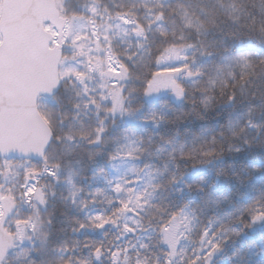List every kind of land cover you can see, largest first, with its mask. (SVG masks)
Returning <instances> with one entry per match:
<instances>
[{
	"label": "snow or ice",
	"instance_id": "6c2138e0",
	"mask_svg": "<svg viewBox=\"0 0 264 264\" xmlns=\"http://www.w3.org/2000/svg\"><path fill=\"white\" fill-rule=\"evenodd\" d=\"M113 2L114 7L109 9L101 6V0H91L87 8L91 15L65 14L59 23L51 20L42 22L46 18L41 16L36 24L42 35H35L27 50L16 31L0 33V95L4 97L3 106L12 116H23L26 110L34 111L44 124V132L37 144L17 146L26 156L38 155L41 164L26 168L24 181L19 186L0 184V264H13L14 260L20 264H35L31 257L35 247L20 248V251L9 255L10 249L20 247L25 240L31 242L35 238L40 249L47 250L49 226L53 221L51 213L41 212V206L47 208L49 198L56 195L52 181H59L64 167L62 158L51 154V146L75 141L74 148L88 146L85 150L91 158L102 154V147L97 148L96 145L106 144L110 130L106 121L109 119L115 126L117 116L121 119L140 116L142 122L156 127L180 119L179 115L168 116L164 102L159 109L140 115L144 105L134 101L162 93L172 95L178 101L190 102L193 106L199 103L205 110L216 103L236 106L247 99V120L239 131H236L239 120L235 123L229 121L226 127L230 135L220 131L208 136L209 130L202 129L193 137L191 146L183 142L177 144L173 139L161 136L162 144L155 151L152 150L154 141L151 137L144 139L134 129L122 130L116 139H122L124 143L107 154L108 164L120 172L121 163L143 158V167L130 163L123 174L112 178L101 169L94 175L103 176L108 188L94 189L89 193L90 199L80 198L82 189L72 183L71 173L68 178L73 205L81 210L97 202L107 205L100 213L86 215L84 220H74L77 227L73 231L86 228L104 230L108 226L104 231L106 239L85 241L82 245L76 241L72 248L62 244L58 249L61 255L49 260L48 264H212L214 255L233 236H239L245 229L264 225V190L223 217L215 214L205 216L210 206H219L227 197L213 198L207 190L205 176L191 181L186 179L190 169L211 165L221 160L225 153H239L242 148L235 141L250 144L248 135L251 130L255 129L257 134L264 132V121L258 123L254 119L257 111L264 113V88L251 91L245 87L255 84L256 80L264 83V54L233 52L207 40L223 17L234 22L233 35L240 36L242 27L247 28L264 44V6L257 16L240 9L235 2L225 5L222 0H217L218 7L194 6L192 0H186V3L177 0L175 4L166 0H134L129 4ZM140 9H143L142 13ZM237 11L244 17L243 26L239 23L240 16L234 15ZM173 15L178 17V21L172 19ZM97 16L100 17L99 22L95 19ZM109 20L118 30L112 35H109V30L113 24H109ZM73 21H82L76 32L72 31ZM120 34L126 48L117 51L119 46L113 40ZM66 46L74 49L71 59L77 64L82 63L83 71L63 66L69 59L63 54ZM40 56L51 57L49 82L33 89L25 97L17 85L24 78L30 60ZM199 56L212 59L207 65L200 64ZM80 57L84 59L81 61ZM72 78L83 85L76 91L79 100L73 103V107L80 111L94 110L98 118V126L94 128L81 125L78 131L65 132L66 116L53 122L51 111H35L33 100L36 92L44 91L55 96ZM85 80H95L96 85L90 88ZM249 92L251 94L246 96ZM101 112L103 116H100ZM7 151L8 148L3 149L4 153ZM151 156L164 157L162 169L147 162ZM12 167L10 161H5L0 174L7 177ZM225 174L223 168L215 173L217 178ZM40 176H46L49 183H41ZM33 180L35 183L30 182ZM194 192L202 194L201 203L190 195ZM64 199L67 200L66 197ZM20 204L28 205L32 212L21 214ZM14 208L17 209L16 215L9 219ZM84 248L88 249L87 255L69 254L77 250L82 253Z\"/></svg>",
	"mask_w": 264,
	"mask_h": 264
},
{
	"label": "trees",
	"instance_id": "16d2710c",
	"mask_svg": "<svg viewBox=\"0 0 264 264\" xmlns=\"http://www.w3.org/2000/svg\"><path fill=\"white\" fill-rule=\"evenodd\" d=\"M58 7L62 12L63 16L71 15L73 13H81L84 15H91L87 11V8L91 5V0H56ZM134 2V0H115V4L124 3L129 4ZM135 2H140V0H135ZM167 3L175 4L177 0H166ZM181 3H186V0H179ZM222 2L227 5L229 3L235 2L237 5L239 0H222ZM193 5H199L203 7L219 6L217 0H192ZM101 6H107L109 9L114 7L113 0H101ZM264 6V0H252V9L258 16L261 7ZM143 12V9H140ZM234 15L240 16V25L243 26L244 17L237 11ZM97 22L100 21V17H95ZM173 20L178 21V17L173 15ZM109 24H113V27L109 30V35L117 32L113 21H108ZM219 27L213 32L209 33L207 40L217 47L229 48L233 52H249L253 54H264V44H261L259 40L253 37L247 28L242 27V33L240 36L233 35V24L231 20L221 18L218 21ZM113 43L119 47L116 49L126 48L124 43V38L122 34L116 35ZM103 55V53H101ZM65 56L69 57L65 61L69 63L73 53L65 50ZM81 61L83 57L78 58ZM212 58L199 56L198 62L200 64H209ZM75 61V60H72ZM175 63V62H174ZM74 65L83 71V64H77L75 61ZM95 75V73H93ZM181 79V77H177ZM190 83V81H186ZM88 86L94 87L96 81L85 80ZM75 85V87H74ZM83 85L77 84L74 78L62 86L61 92L54 99H43L40 102V112L51 111L53 122L57 121L61 117L66 116L67 119L63 125V130L65 132L72 130L78 131L81 129V125L85 128H94L98 126V118L94 110L80 111L73 107V103L79 100L76 95V91L82 88ZM251 89V91H256L258 88H264V83L260 80H256L253 85H245ZM251 93H246L248 96ZM199 96V93H197ZM87 97H85L86 99ZM171 100H177L174 96L167 93H162L159 96H153L148 99H143L134 101V103H143L144 113L149 112L153 109H159L162 102L166 103L167 107L164 111L173 110V106L170 103ZM256 104L259 101H255ZM247 109L248 100L244 99L243 103L233 106L231 104L216 103L210 109L205 110L202 105H200L198 111L200 113L199 117L193 116L186 123H191L193 127L202 125L198 127L195 135L199 134L202 129H208V136L217 134L220 131H225L227 133V125L229 121L235 123L239 120V125L236 126V131H239V127L242 126L247 120ZM104 113L101 112L100 116ZM118 123L112 126L111 119L106 121V124L110 126V130L106 135V144L103 146L96 145L97 148L102 147L101 155H93L89 157L88 152L85 150L88 146L82 145L81 147L74 148L75 141L68 142L67 144L57 143L51 147V154L53 156H59L62 158L63 170L60 173L59 181H52L54 184L53 191L56 193L54 197H50V202L47 208L41 206V212L51 213L50 218L53 223L49 226L50 235L47 247L51 244L52 256L50 260H54L61 253L58 251L60 245L66 244L69 248L74 247V242L79 241L81 245L85 241H103L106 239L104 236V231L108 230V226L104 230H94L91 228L82 229L79 232L73 231L74 220H84L86 215H95L100 213L102 209L106 208L107 205L97 202L91 205L89 208L81 210L76 207L71 202V196L69 194L70 185L68 184L69 174H72V183L77 187L81 188L82 191L79 194L80 198L90 199L89 193H91L96 188H104L107 190L108 185L105 182L103 176H96L95 173L99 172L101 169L108 175L109 178L120 175L121 170L124 167H129L130 163H136L140 167H143L145 159L139 161H125L121 163L116 161L115 163H121L120 172L114 171L107 162V154L113 152L118 144L124 143L121 139L117 141V137L121 135L124 129H134L140 136L144 139H151L153 143V151L156 150L158 145L162 144L160 139L163 136L165 139H173L177 144L183 142L188 146L191 143L186 141L183 134L176 129L175 125L171 123L161 124L159 127L154 126L152 123H144L141 121L140 116L134 117H116ZM254 119L259 123L264 121V113H257ZM59 131V129H58ZM187 131H190L187 130ZM179 133V135H177ZM230 135V133H227ZM248 140L250 144H243L242 141H235L241 145L242 150L239 153H225L221 160L214 161L211 165L197 167L190 169L191 180L198 178L199 176H205L208 180L207 190L213 196V198L226 196V200H221L219 206L209 207L206 210L205 216L207 215H218L223 217L225 213L233 212L237 206L248 203L253 196H255L260 190H264V132L257 134L255 129L251 130L248 135ZM57 145L59 147L57 148ZM5 161H10L13 167L8 170V176L0 174V184H4L6 187H11L12 184L19 186L20 183L24 181L25 169L33 165L39 166L41 163L34 162H23L16 160H0V170ZM147 162L153 164L155 167L162 169L164 163V157L151 156L147 158ZM183 164V161H180ZM223 168L225 170V175L216 177L215 173L218 169ZM173 170L174 167H173ZM200 171H204V174H200ZM16 173V175H13ZM200 174V175H199ZM39 180L43 184H48L49 179L46 176H40ZM190 180V181H191ZM35 183V181H30ZM47 191V189H45ZM67 198L65 200L64 198ZM197 203H201L196 201ZM111 210L109 209V212ZM17 209H13L9 214V219H12L16 215ZM19 212L21 214H30L32 209L26 204L19 205ZM225 222L227 223V218L225 217ZM240 227L239 225H235ZM12 231L15 228L12 227ZM114 232L115 229L113 228ZM53 236L59 241L58 243H53ZM108 238H111L109 235ZM40 246L39 241L33 239L29 242L25 240L20 247L16 249H10L9 255L11 256L13 251H20V248H30ZM74 256L87 255L88 249L84 248L81 253L79 250L69 253ZM14 264H20V261L14 260ZM212 264H264V225H258L253 229H245L239 236H233L229 241L225 243L223 248L218 251L214 257Z\"/></svg>",
	"mask_w": 264,
	"mask_h": 264
},
{
	"label": "water",
	"instance_id": "95a60500",
	"mask_svg": "<svg viewBox=\"0 0 264 264\" xmlns=\"http://www.w3.org/2000/svg\"><path fill=\"white\" fill-rule=\"evenodd\" d=\"M44 16L42 22L51 20L59 23L62 20L54 0H3L2 17L0 21V33L6 30L16 31L27 50L31 47V41L35 35H42L36 24V20ZM50 56L34 57L30 60L24 78L17 85L18 91L27 97L33 89L46 84L50 79ZM56 92L55 96L61 91ZM47 92L38 91L33 103L39 111V101L42 98H54ZM4 97L0 95V159H16L24 161L41 162L35 153L25 155L18 149V145L31 146L37 144L44 132L43 121L34 111L26 110L23 116L7 114L4 108ZM8 148L7 153L3 152Z\"/></svg>",
	"mask_w": 264,
	"mask_h": 264
},
{
	"label": "clouds",
	"instance_id": "9594fccd",
	"mask_svg": "<svg viewBox=\"0 0 264 264\" xmlns=\"http://www.w3.org/2000/svg\"><path fill=\"white\" fill-rule=\"evenodd\" d=\"M238 6L242 10H247L248 13H254L256 14L252 9V0H239ZM198 97V95H197ZM170 103L173 106V110L167 111V114L169 117H173L174 115H179L180 119H173L171 124L175 125L176 129L179 130L186 141L192 142L193 137L195 136L198 127L202 125H198L197 127H193L191 123H186L185 121H188L193 116L199 117L200 113L198 111L200 104L197 103L195 106H193L190 102H184V101H178V100H171ZM193 107H195V111L193 110ZM190 131H187L189 130ZM56 145V144H55ZM59 145H57V148ZM186 179L189 181L191 180V176H187ZM207 187V185H206ZM193 199H195L198 202H201V196L202 194L199 192H194L190 194ZM59 241L53 236V243H58ZM52 256V247L51 244L47 247V250H41L40 246L35 247L31 251V257L35 261V264H48V261L50 260ZM14 264V261H13Z\"/></svg>",
	"mask_w": 264,
	"mask_h": 264
},
{
	"label": "rangeland",
	"instance_id": "374dc122",
	"mask_svg": "<svg viewBox=\"0 0 264 264\" xmlns=\"http://www.w3.org/2000/svg\"><path fill=\"white\" fill-rule=\"evenodd\" d=\"M2 1L3 0H0V18H1V13H2ZM80 23H82V21H73V24H72V31L73 32H76L77 30H78V26H79V24ZM68 50L69 52H71V53H74V49H72V48H70V47H65L64 48V50ZM74 63H75V61H72V60H70V62L69 63H66V64H64L63 66L64 67H69V66H72V67H76V65H74ZM128 167H124L122 170H121V174H123V172L127 169ZM200 174H204V171H200L199 172ZM120 174V175H121ZM199 174V175H200Z\"/></svg>",
	"mask_w": 264,
	"mask_h": 264
}]
</instances>
